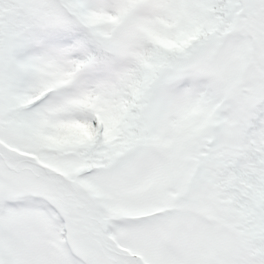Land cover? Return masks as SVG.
I'll list each match as a JSON object with an SVG mask.
<instances>
[{
    "label": "snow or ice",
    "instance_id": "6c2138e0",
    "mask_svg": "<svg viewBox=\"0 0 264 264\" xmlns=\"http://www.w3.org/2000/svg\"><path fill=\"white\" fill-rule=\"evenodd\" d=\"M0 264H264V0H0Z\"/></svg>",
    "mask_w": 264,
    "mask_h": 264
}]
</instances>
